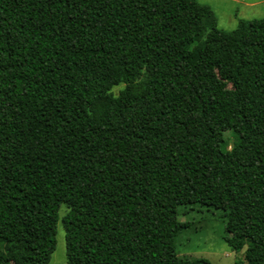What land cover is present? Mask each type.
Here are the masks:
<instances>
[{
  "label": "trees",
  "instance_id": "1",
  "mask_svg": "<svg viewBox=\"0 0 264 264\" xmlns=\"http://www.w3.org/2000/svg\"><path fill=\"white\" fill-rule=\"evenodd\" d=\"M195 205L246 246L234 264H264V18L0 0V264H48L58 222L65 264H212L176 253Z\"/></svg>",
  "mask_w": 264,
  "mask_h": 264
},
{
  "label": "rangeland",
  "instance_id": "2",
  "mask_svg": "<svg viewBox=\"0 0 264 264\" xmlns=\"http://www.w3.org/2000/svg\"><path fill=\"white\" fill-rule=\"evenodd\" d=\"M200 5L208 6L214 13L218 28L231 31L237 26L239 19L257 20L264 18V0H195ZM226 87L231 88V78L219 76ZM122 86L115 87L117 93ZM230 149L238 141V133L226 131L224 133ZM67 211L65 205H61L59 216ZM179 221L188 225L180 230L174 239L175 249L179 258L197 259L203 258L212 264H234L241 260L246 246L238 253L230 250L224 238L226 237L225 222L220 217L221 212L207 209L204 206L195 205L190 208H180ZM55 250L48 264L66 263V245L64 230L60 222L56 227Z\"/></svg>",
  "mask_w": 264,
  "mask_h": 264
}]
</instances>
